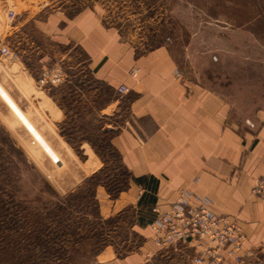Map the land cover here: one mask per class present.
<instances>
[{
	"label": "rangeland",
	"instance_id": "1",
	"mask_svg": "<svg viewBox=\"0 0 264 264\" xmlns=\"http://www.w3.org/2000/svg\"><path fill=\"white\" fill-rule=\"evenodd\" d=\"M86 9L143 50L170 38L201 82L237 107L264 106V0H0V264H109L114 253L191 264L194 248H160L153 221L137 224L153 195L111 145L127 118L107 109L115 91L41 25ZM47 70L63 82L41 86ZM252 250L245 264H264V247Z\"/></svg>",
	"mask_w": 264,
	"mask_h": 264
},
{
	"label": "crops",
	"instance_id": "2",
	"mask_svg": "<svg viewBox=\"0 0 264 264\" xmlns=\"http://www.w3.org/2000/svg\"><path fill=\"white\" fill-rule=\"evenodd\" d=\"M41 25L54 41L81 49L94 79L118 96L107 109L112 116L126 113L127 118L111 145L139 179L137 190L153 195L148 205L165 212L177 192L186 191L193 206L208 199L215 213L237 217L245 250L261 246L264 201L252 190L264 177V106L237 107L181 67L173 51L180 48L177 42L163 40L143 50L108 26L97 9L73 17L53 15ZM134 68L140 69L137 78L130 75ZM178 69L182 79L175 76ZM122 85L129 93L118 94ZM148 205L139 208L145 226L155 218ZM118 258L114 253L106 262L138 263L133 255Z\"/></svg>",
	"mask_w": 264,
	"mask_h": 264
},
{
	"label": "built area",
	"instance_id": "3",
	"mask_svg": "<svg viewBox=\"0 0 264 264\" xmlns=\"http://www.w3.org/2000/svg\"><path fill=\"white\" fill-rule=\"evenodd\" d=\"M10 20L14 12L9 13ZM171 42L170 38L166 39ZM4 56L10 54L7 46L1 47ZM140 69L134 68L130 75L137 78ZM178 79L184 77L183 71L175 72ZM59 73L47 70L39 79L41 86H54L63 82ZM129 88L122 85L119 95L129 93ZM254 196L264 200V177L258 178L252 190ZM155 218L152 222L153 242L160 248L185 244L194 248L191 264H245L253 255V250H245V235L238 220L228 215H219L211 210L208 199L193 206L190 194L182 191L172 207L162 212L157 206L152 207ZM264 247V242L262 244Z\"/></svg>",
	"mask_w": 264,
	"mask_h": 264
},
{
	"label": "trees",
	"instance_id": "4",
	"mask_svg": "<svg viewBox=\"0 0 264 264\" xmlns=\"http://www.w3.org/2000/svg\"><path fill=\"white\" fill-rule=\"evenodd\" d=\"M134 181L137 183V182H139V179H136V178H135ZM141 204H142V202L140 203V205H141ZM138 223L141 224V223H142L141 220H138Z\"/></svg>",
	"mask_w": 264,
	"mask_h": 264
}]
</instances>
